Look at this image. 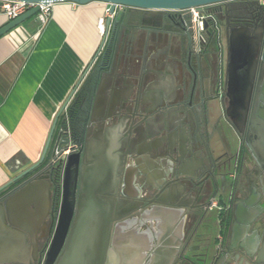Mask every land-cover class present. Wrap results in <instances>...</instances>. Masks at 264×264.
Returning <instances> with one entry per match:
<instances>
[{
	"label": "flooded vegetation",
	"instance_id": "af4514ba",
	"mask_svg": "<svg viewBox=\"0 0 264 264\" xmlns=\"http://www.w3.org/2000/svg\"><path fill=\"white\" fill-rule=\"evenodd\" d=\"M205 9L218 32L210 29L204 45L195 44L185 10L118 7L109 24L106 16L101 43L63 110L62 154L35 178L50 183L47 194L41 187L33 197L31 206L43 223L26 225L31 255L8 264H45L62 201L65 157L81 152L78 204L82 175L94 162L90 146L108 142L114 131L123 156L110 195L137 208L115 215L104 264H221L241 244L255 260L264 259L259 248L245 243L247 234L233 229L239 216L254 219L250 234L262 232L264 242V170L246 142L250 114L243 133L227 116L226 42L233 26H250L264 40V0ZM263 47L251 107L256 94L263 103ZM199 136L203 143L194 146ZM238 251L231 264H245V253Z\"/></svg>",
	"mask_w": 264,
	"mask_h": 264
},
{
	"label": "water",
	"instance_id": "95a60500",
	"mask_svg": "<svg viewBox=\"0 0 264 264\" xmlns=\"http://www.w3.org/2000/svg\"><path fill=\"white\" fill-rule=\"evenodd\" d=\"M43 5H52L56 2H72L79 5H87L93 2H102L109 5L110 13H114L118 7L138 8L145 10L183 11L193 7H209L229 4L236 0H8ZM39 5L28 9L19 17L12 19L0 28V37L17 27L27 19L36 16ZM110 23L111 17L107 19ZM209 24L206 22V27ZM210 31V29H209ZM228 96L230 106L227 116L232 120L236 129L243 133L248 116L249 123L246 132V142L254 157L264 170V98L259 102L256 94L251 107L254 80L258 70L261 45H264L263 36L254 33L250 26H233L228 30ZM264 60V47L262 51ZM93 61H91L92 63ZM264 64L261 73H263ZM86 72V71H85ZM82 74L78 85L81 83ZM133 86L139 87L140 82ZM71 92L61 110L54 119V123L44 147L40 160L19 174L14 180L22 178L27 172L37 169L45 161V154L56 129L58 119L65 109L69 99L74 94ZM112 135V136H111ZM61 132L58 134L53 157L28 181L23 182L19 189H13L4 198H0V264L21 262L22 258L31 255V246L27 242V224L38 227L43 223V216H39L37 210L31 205L35 193L33 190L39 187L47 194L49 183H42L36 176L44 169L54 166L55 159L61 155ZM108 142H100L90 146L89 156L94 160L82 175L83 195L77 204V184L81 152H73L65 157V167L62 177V201L59 206L57 224L54 229L52 241L46 254L45 264H104L107 251L111 224L115 215H125L137 208V204L129 200L117 201L110 194V189L117 182V171L121 167V147L116 145L117 136L114 133L107 136ZM194 146L203 143L199 136L192 139ZM115 143V144H114ZM157 146L153 144V148ZM56 150L59 154H56ZM45 195V209L48 207V198ZM254 219L239 216L234 223V231L239 234H247V244H253L259 248L257 255L264 258V242L262 234H250V228ZM245 253V264H264L263 260H255L253 255L247 252V245L241 244L223 257L221 264L236 263L239 251ZM238 252V255H235ZM206 254H203L205 256Z\"/></svg>",
	"mask_w": 264,
	"mask_h": 264
},
{
	"label": "crops",
	"instance_id": "0c3cea01",
	"mask_svg": "<svg viewBox=\"0 0 264 264\" xmlns=\"http://www.w3.org/2000/svg\"><path fill=\"white\" fill-rule=\"evenodd\" d=\"M2 4L0 28L10 21ZM109 7L56 2L46 25L36 15L0 37V195L40 160L55 117L101 43L98 23Z\"/></svg>",
	"mask_w": 264,
	"mask_h": 264
},
{
	"label": "built area",
	"instance_id": "2783aa9c",
	"mask_svg": "<svg viewBox=\"0 0 264 264\" xmlns=\"http://www.w3.org/2000/svg\"><path fill=\"white\" fill-rule=\"evenodd\" d=\"M39 5L40 9L37 12V18L42 25H46L48 21L51 19L52 14V5H43V4H35V3H26L20 1H8L3 0L2 8L4 10L5 15L9 20L15 19L26 12L28 9ZM187 11L191 16V27H192V35L196 45H204L206 42V37L209 29L214 34L217 31V27L214 21V16L212 13H209L205 7H193L189 8ZM114 13H110L109 8L106 10V15L110 17ZM101 17L99 19L98 27L104 32V18ZM206 22L209 23V27H206ZM56 154H59V151L56 150Z\"/></svg>",
	"mask_w": 264,
	"mask_h": 264
},
{
	"label": "rangeland",
	"instance_id": "374dc122",
	"mask_svg": "<svg viewBox=\"0 0 264 264\" xmlns=\"http://www.w3.org/2000/svg\"><path fill=\"white\" fill-rule=\"evenodd\" d=\"M107 10V9H106ZM106 19V17L104 18ZM58 128L56 127V129H54V134H53V137L49 143V146L47 148V151H46V154H45V160L46 161H50L53 157V152H54V148H55V145H56V141H57V138H58Z\"/></svg>",
	"mask_w": 264,
	"mask_h": 264
},
{
	"label": "trees",
	"instance_id": "16d2710c",
	"mask_svg": "<svg viewBox=\"0 0 264 264\" xmlns=\"http://www.w3.org/2000/svg\"><path fill=\"white\" fill-rule=\"evenodd\" d=\"M61 119H62V117H61ZM61 121H63V120H61ZM61 121H60V123H62Z\"/></svg>",
	"mask_w": 264,
	"mask_h": 264
}]
</instances>
